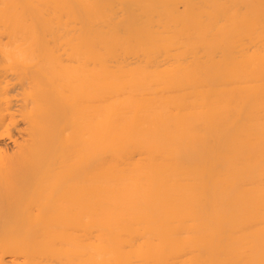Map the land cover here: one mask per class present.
Returning a JSON list of instances; mask_svg holds the SVG:
<instances>
[{"label":"bare ground","instance_id":"1","mask_svg":"<svg viewBox=\"0 0 264 264\" xmlns=\"http://www.w3.org/2000/svg\"><path fill=\"white\" fill-rule=\"evenodd\" d=\"M0 264H264V0H0Z\"/></svg>","mask_w":264,"mask_h":264}]
</instances>
